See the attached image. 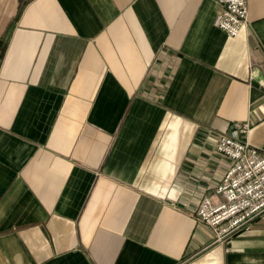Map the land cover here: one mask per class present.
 Listing matches in <instances>:
<instances>
[{"label":"crops","instance_id":"crops-1","mask_svg":"<svg viewBox=\"0 0 264 264\" xmlns=\"http://www.w3.org/2000/svg\"><path fill=\"white\" fill-rule=\"evenodd\" d=\"M0 0V264H264V210L215 240L196 208L264 152V0Z\"/></svg>","mask_w":264,"mask_h":264},{"label":"built area","instance_id":"built-area-1","mask_svg":"<svg viewBox=\"0 0 264 264\" xmlns=\"http://www.w3.org/2000/svg\"><path fill=\"white\" fill-rule=\"evenodd\" d=\"M216 1L217 25L228 34H235L245 22L247 0ZM248 127L246 120L237 119L229 131L216 135V149L231 161L215 187L221 197L203 195L195 212L199 220L212 227L215 240L228 239L264 210V152L248 141Z\"/></svg>","mask_w":264,"mask_h":264}]
</instances>
